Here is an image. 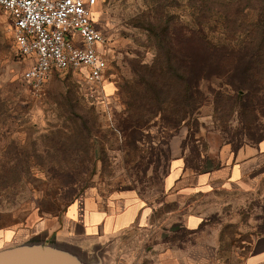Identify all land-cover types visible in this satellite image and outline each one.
Here are the masks:
<instances>
[{
    "label": "rangeland",
    "instance_id": "obj_1",
    "mask_svg": "<svg viewBox=\"0 0 264 264\" xmlns=\"http://www.w3.org/2000/svg\"><path fill=\"white\" fill-rule=\"evenodd\" d=\"M242 1L195 6L191 0H99L94 20L107 38L108 65L100 87L73 72L29 85L24 78L29 67L18 56L10 17L0 8V247L12 240L17 245L29 225L62 215L90 195L129 190L162 204L167 179L176 180L183 165L210 166L224 148L237 152L264 139V67L257 71L263 83L252 111L247 94L213 80L201 86L203 106L185 116L180 102L177 117L174 103L185 94L184 85L173 86L167 76L150 79L157 63L166 68L149 34L160 20L159 6L166 10L163 21L203 26L217 42L224 38L223 10L243 8ZM245 15L239 24L254 20V14ZM158 86L164 87L161 95ZM262 183L249 192H218L222 211L216 202L208 204L210 227L228 240L220 249L225 257L248 233L264 229ZM177 237L178 242L187 236Z\"/></svg>",
    "mask_w": 264,
    "mask_h": 264
},
{
    "label": "crops",
    "instance_id": "obj_2",
    "mask_svg": "<svg viewBox=\"0 0 264 264\" xmlns=\"http://www.w3.org/2000/svg\"><path fill=\"white\" fill-rule=\"evenodd\" d=\"M263 181L264 140L237 152L227 147L210 166L183 165L176 180L167 179L162 204L129 190L108 197L90 195L71 203L62 215L29 225L15 242L54 246L81 261L104 264H264V229L248 233L225 257L220 249L228 240L220 235L221 229L210 227L208 216L209 203L224 207L218 192H249ZM179 233L187 237L177 242ZM147 240L152 241L150 246L145 245Z\"/></svg>",
    "mask_w": 264,
    "mask_h": 264
},
{
    "label": "trees",
    "instance_id": "obj_3",
    "mask_svg": "<svg viewBox=\"0 0 264 264\" xmlns=\"http://www.w3.org/2000/svg\"><path fill=\"white\" fill-rule=\"evenodd\" d=\"M197 6L207 0H191ZM246 5L231 11L223 10V39L215 42L203 26L190 28L163 21L164 7L157 8L159 21L149 28L150 35L156 41L157 60L163 61L150 73V79L159 82L169 77L176 87L184 85L185 94L174 103V115L181 113V103L187 110L184 114L193 115L203 106L201 86L213 80L224 82L238 94H247L253 103L247 105V111L254 108L255 96L260 92L263 77L257 73L264 67V0H245ZM241 3V2H240ZM254 14V20L240 22L241 15ZM183 45L187 53L181 55ZM152 67V69H153ZM148 85V84H145ZM159 95L164 87H157ZM264 140V139H263Z\"/></svg>",
    "mask_w": 264,
    "mask_h": 264
},
{
    "label": "built area",
    "instance_id": "obj_4",
    "mask_svg": "<svg viewBox=\"0 0 264 264\" xmlns=\"http://www.w3.org/2000/svg\"><path fill=\"white\" fill-rule=\"evenodd\" d=\"M99 0H0L10 17L26 82L38 87L53 75L81 73L100 87L108 68L107 38L94 20Z\"/></svg>",
    "mask_w": 264,
    "mask_h": 264
},
{
    "label": "water",
    "instance_id": "obj_5",
    "mask_svg": "<svg viewBox=\"0 0 264 264\" xmlns=\"http://www.w3.org/2000/svg\"><path fill=\"white\" fill-rule=\"evenodd\" d=\"M0 264H104V262L102 260L84 262L54 246L22 243L1 248Z\"/></svg>",
    "mask_w": 264,
    "mask_h": 264
}]
</instances>
